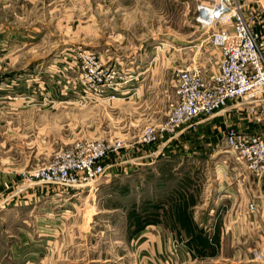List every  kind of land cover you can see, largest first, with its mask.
<instances>
[{
	"label": "rangeland",
	"instance_id": "374dc122",
	"mask_svg": "<svg viewBox=\"0 0 264 264\" xmlns=\"http://www.w3.org/2000/svg\"><path fill=\"white\" fill-rule=\"evenodd\" d=\"M203 1L0 0V174L22 182L0 204L22 199L30 182L73 194L65 202L58 192L50 214H25L19 264H156L142 255L144 233L173 242L170 264H264V197L240 189L225 132L207 145L203 123L195 138L182 135L189 124L165 130L179 99L174 72L196 63L208 75L217 66L213 29L198 22ZM101 71L103 88L112 92L115 79L125 97L96 91ZM161 133L164 141L149 140ZM178 138L175 150L151 149ZM144 150L154 163L132 162ZM62 156L100 160L105 173L68 188L33 177Z\"/></svg>",
	"mask_w": 264,
	"mask_h": 264
},
{
	"label": "built area",
	"instance_id": "2783aa9c",
	"mask_svg": "<svg viewBox=\"0 0 264 264\" xmlns=\"http://www.w3.org/2000/svg\"><path fill=\"white\" fill-rule=\"evenodd\" d=\"M253 1L255 6L252 11L247 0L201 2L198 22L203 28L213 29L211 42L219 49L217 66L209 76L203 74L202 65L196 63L174 72L173 80L179 99L172 108L166 131L174 133L183 125L192 124L196 118L211 116L227 108L235 100L240 101L237 103L247 100L255 102L249 112L255 117L259 113L264 115V103H261L264 100V40L253 28V23L263 13L264 5L261 0ZM100 73L102 75L95 82L96 91L110 92V88H103L106 80L103 79V71ZM110 84H114V87L111 86L112 92H105L104 97L121 98L128 93V89L121 91L117 88V80H112ZM117 93L120 97H117ZM81 97L85 99L88 95L85 93ZM256 104L260 105L259 110ZM165 139L162 133L158 136L151 134L149 138L153 142ZM225 143L235 163L232 169L234 173L243 178L250 174L260 178L264 174L263 135L230 126L225 130ZM100 146L94 145L95 148ZM101 155L96 156L97 159ZM66 160L62 156L53 166L36 170L32 175L41 182L56 183L68 188L91 184L97 176L105 173L104 164L100 160L94 161L91 158L77 164H70ZM249 207L253 210L256 205L251 202Z\"/></svg>",
	"mask_w": 264,
	"mask_h": 264
},
{
	"label": "crops",
	"instance_id": "0c3cea01",
	"mask_svg": "<svg viewBox=\"0 0 264 264\" xmlns=\"http://www.w3.org/2000/svg\"><path fill=\"white\" fill-rule=\"evenodd\" d=\"M261 1L264 5V0H261ZM247 3H248V7H250V11H252L253 7L255 6L254 1L247 0ZM259 9L261 10L260 7ZM262 10H263L262 11L263 13L261 14V17L258 20H255V22L253 23V28L255 31H258L261 34V38L262 40H264V8ZM144 83L143 82L137 83L138 92H140L141 87H143ZM248 103H249L248 105L244 104L245 106H241V104L235 105L232 102L230 106L227 107L224 111L217 112L211 116L201 118L202 120H197L193 122L192 124L185 125L182 132L184 130H187V129L188 130L187 132H185V134H182V135H184V138H187L186 133H188V137L193 135L192 138H195V135L198 133V128H195V125H198V123H203L200 125L207 128V132H206L207 134H205L207 136V139H209V142L207 143V145L211 144L210 143L211 137H214V139L219 138V136L221 135V132H225V130L230 126L237 127L238 129L246 131V132L261 134L264 136V115H261V113H259V115H256V117L252 118L249 110L252 104L255 102H248ZM261 103H264V100ZM257 107L259 109L261 108L260 105H257ZM180 139L178 138L177 140H174L172 142L167 141L163 143L162 145L158 144L151 149L153 150L156 149L157 152L166 151V150L168 151V150H171V148L175 150V147L179 144ZM147 151H150V150H144L142 151V154L147 153ZM125 157H126L125 155L121 156L118 159V162L115 163L116 165L114 164V166L111 168L112 170L117 171V173L115 174H118L121 170H124L125 168L124 164L126 162H129L128 159L122 161V158H125ZM145 157H149V154H145V155L143 154L141 156H137L133 158L134 160L132 162H135L136 159L138 160L140 158L146 159ZM136 163H139V162H136ZM142 163L151 164V163H154V161L146 159ZM235 177L236 179L241 180V181L238 180V182H240L241 184L240 189H242V185L246 186V184H248L249 189H250L249 192L251 193L252 196L264 197V174L260 176V178L255 177V176L253 177L249 176L247 177L248 179L247 178L242 179L239 177L238 174H235ZM223 179L226 180L227 182L226 184L227 186H229L230 185L229 177L226 176ZM223 179L221 177V181H224ZM21 183L22 182H20L17 177H14V175H11L9 173H4V174L1 173L0 174V195L4 196L7 192H10L13 189L15 190L14 187L16 186H18L19 188ZM33 183L35 182H30V185H27L26 188L22 189L23 192L21 191L20 195L23 198L20 199L19 201H14L13 203H8V204L7 203L0 204V227H1L0 234H5V235L0 236V264H19V261L21 259V254H22L20 242H21L22 237H25L23 234L24 229L22 227L23 219L27 218L25 214L26 213H30V215H33V214L35 215L37 213L50 214L53 211L52 206H51V201L55 202V200H58L57 198V194L59 192L58 189L52 190V189L43 187L42 184L38 185L35 183L34 185ZM234 183H236V181H234ZM240 184L236 183V185H240ZM67 192H68L67 190L59 192L60 194L59 200L70 202L71 200L70 198L73 196V194L71 192H69L68 194ZM24 197L26 198L25 200H24ZM251 202L255 203L256 208H257V204L255 200H251L248 204L249 206ZM60 205H61L60 207H64V205L66 204H60ZM64 211L68 212L69 210H66L64 208L63 210H60V209L57 210V212H64ZM35 217L38 218L37 215H35ZM10 226L11 228H13L14 230L13 232H10L11 230L10 231L8 230ZM8 233L10 234L13 233L16 235L12 236V235H8ZM17 233H18V236H17ZM25 233L28 234L27 232ZM147 234L149 235V237L144 238L142 241L143 242L142 248L148 247V250H144V249L142 250L143 251L142 255L144 258H146L147 262L153 258L158 260L156 264H170L171 261L172 262L175 261V259L170 256V250L172 249V243H173L171 240H168L166 236H161V235L159 236V238L155 237L156 238L155 240L153 238L151 239V236L149 233H144V235H147ZM29 240H30V244H32V242L38 244L37 237L35 239L31 237ZM150 245H157V249H155L156 251L154 250L149 251ZM31 248L29 249L31 250ZM36 250H38V247H36ZM179 252L181 254L183 253L184 255L186 253L185 251H183L182 247L180 248ZM37 254L38 253L36 252L35 256L34 255L32 256L36 257Z\"/></svg>",
	"mask_w": 264,
	"mask_h": 264
}]
</instances>
